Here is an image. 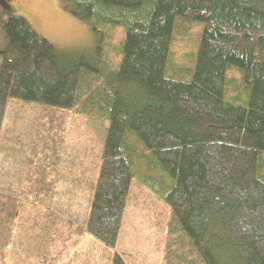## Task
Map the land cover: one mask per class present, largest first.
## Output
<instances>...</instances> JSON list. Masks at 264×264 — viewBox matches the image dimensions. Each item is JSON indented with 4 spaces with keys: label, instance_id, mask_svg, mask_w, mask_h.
Returning a JSON list of instances; mask_svg holds the SVG:
<instances>
[{
    "label": "trees",
    "instance_id": "obj_1",
    "mask_svg": "<svg viewBox=\"0 0 264 264\" xmlns=\"http://www.w3.org/2000/svg\"><path fill=\"white\" fill-rule=\"evenodd\" d=\"M66 1L97 33L121 29L113 68L62 55L14 15L0 51V136L9 100L41 107L20 198L0 195V209H50L40 264H63L85 232L116 247L142 155L156 174L144 185L171 210L161 264H264V0ZM197 23L183 81L168 69L170 48ZM71 114L107 122L86 231L52 210L56 121ZM110 264L127 263L114 253Z\"/></svg>",
    "mask_w": 264,
    "mask_h": 264
},
{
    "label": "rangeland",
    "instance_id": "obj_2",
    "mask_svg": "<svg viewBox=\"0 0 264 264\" xmlns=\"http://www.w3.org/2000/svg\"><path fill=\"white\" fill-rule=\"evenodd\" d=\"M3 1L10 8H3L4 3L0 2V51L8 52L3 23L8 16L14 15L25 19L39 37L53 44L62 55L72 60L86 57L89 67L93 66L96 71L103 67L111 69L119 61L121 29L104 27L97 33L93 29L95 24L74 15L66 0ZM194 25L199 28L191 26L179 30L170 48L168 69L183 81L191 79L185 70L192 69L198 50L200 24ZM233 76V82H236L237 74ZM40 121L39 105L8 101L0 136V195L20 198ZM56 123L59 130L55 142L62 150L60 180L55 188L52 209L86 231L107 122L71 114L63 125ZM144 157L142 155L139 165L136 167L135 164V169L133 167L135 176L116 247L108 249L85 232L80 242L72 245L73 264H110L114 253L122 256L127 264H161L171 210L144 185V178L156 176L148 171L149 158ZM20 209L7 264H39L45 212L40 211L43 208L28 203H21ZM31 229L34 236L25 238ZM74 246H78L77 249ZM65 262H69L68 258Z\"/></svg>",
    "mask_w": 264,
    "mask_h": 264
},
{
    "label": "crops",
    "instance_id": "obj_3",
    "mask_svg": "<svg viewBox=\"0 0 264 264\" xmlns=\"http://www.w3.org/2000/svg\"><path fill=\"white\" fill-rule=\"evenodd\" d=\"M22 209H16L15 211H10L9 209H0V257L4 254V257L2 258L3 261L2 264H7V260L9 257L10 248L12 245V241L14 239V232L16 230L17 221H18V215ZM39 210V209H38ZM54 210V209H52ZM40 211L45 212V226L43 227V238L41 239L40 243V258H39V264L41 261V256L43 254L44 246L46 245L45 239L46 234L48 230V219L50 215V209H40ZM54 212H57L59 215L60 213L56 210ZM6 219V221H4ZM11 219V222H9ZM41 227V226H40ZM29 230L30 234L27 235L25 238L30 237V239L34 236L33 232ZM31 245V244H30ZM25 248H28L27 246ZM30 248V247H29ZM74 251H71V253L68 255L66 252L63 253L62 261H66L68 258V261L71 259L72 254ZM1 259V258H0Z\"/></svg>",
    "mask_w": 264,
    "mask_h": 264
}]
</instances>
